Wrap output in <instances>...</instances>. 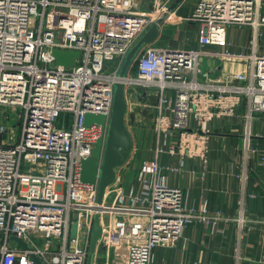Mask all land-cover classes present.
I'll return each instance as SVG.
<instances>
[{"label":"built area","instance_id":"2783aa9c","mask_svg":"<svg viewBox=\"0 0 264 264\" xmlns=\"http://www.w3.org/2000/svg\"><path fill=\"white\" fill-rule=\"evenodd\" d=\"M172 1L154 0L141 11L137 0H0V264H37L31 253L44 264H85L95 213L101 226L95 256L102 248L119 260L121 250L120 264H151L154 247L175 244L192 221L215 227L230 219L220 210L186 207L156 160L140 163L139 193L111 183L97 202L98 178L80 179L82 161L105 138L119 80L127 111L139 121L141 111L153 110L152 129L158 136L175 134L168 150L180 157H205L208 124L233 114L244 99L248 148L250 121L264 116V55L230 50L226 28H264V0H195L180 18L198 25L197 41L215 46L212 55L247 60L246 71L209 77L199 66L202 50L152 42L120 78L127 51L158 18L164 16L160 28L175 16L176 9L168 10ZM55 49L78 54L64 65ZM6 108L20 109L10 140L2 138L9 130ZM86 112L103 114L104 124L86 125ZM243 201L233 218L238 228L245 222ZM12 235L29 249L13 244Z\"/></svg>","mask_w":264,"mask_h":264},{"label":"crops","instance_id":"0c3cea01","mask_svg":"<svg viewBox=\"0 0 264 264\" xmlns=\"http://www.w3.org/2000/svg\"><path fill=\"white\" fill-rule=\"evenodd\" d=\"M137 1L141 11L150 10L154 4V0ZM194 2H181L175 16L159 28L154 44L202 50L199 66L209 77L246 71L247 60L214 56L210 52L215 46L198 43V25L180 19L191 13ZM226 38L232 51L264 55V28L253 30L249 26L230 25L226 28ZM152 112L144 109L137 121L126 111L125 124L131 134L132 150L128 159L115 169L113 185L122 186L125 192L133 188V192L139 193L140 163L156 160L159 175L168 185L181 189L186 207L220 210L230 219L219 220L215 227L199 221L188 223L175 244L154 247L151 264H260L264 254V116L252 117L247 149L243 145L244 99L234 106L233 114L213 118L208 124L206 156L201 158L180 157L170 152L169 146L175 144L176 135L158 136L152 129ZM241 197L245 222L238 228L233 218ZM101 249L96 253L94 264H120L124 259L121 250L116 253L121 255L117 260L114 250L105 254L100 253Z\"/></svg>","mask_w":264,"mask_h":264},{"label":"water","instance_id":"95a60500","mask_svg":"<svg viewBox=\"0 0 264 264\" xmlns=\"http://www.w3.org/2000/svg\"><path fill=\"white\" fill-rule=\"evenodd\" d=\"M183 0H173L168 10H174L181 4ZM163 17L158 18L148 30L135 42V44L125 54L121 66L118 70L120 78H124L127 70L134 60L138 50L145 44L154 42L159 35V25L162 23ZM53 54L58 63L71 65L73 58L77 56L75 51L53 50ZM127 111V103L125 99L124 82L117 81L113 88V100L111 113L107 124L105 138L99 137L95 142L92 153L81 163L80 179L85 183H94L98 178L97 202H101L105 188L115 181V169L122 165L130 156L132 150V138L129 129L125 124V114ZM85 124L92 122L104 124L103 114H93L86 112L84 115ZM76 216V214H74ZM71 236L75 235L76 222L71 223ZM1 236V234H0ZM101 236L100 216L95 213L93 216L89 245L85 264H93L97 241ZM10 239L16 242L25 250L29 249L28 244L16 236ZM31 258L37 264H44L43 261L34 253Z\"/></svg>","mask_w":264,"mask_h":264},{"label":"rangeland","instance_id":"374dc122","mask_svg":"<svg viewBox=\"0 0 264 264\" xmlns=\"http://www.w3.org/2000/svg\"><path fill=\"white\" fill-rule=\"evenodd\" d=\"M5 112H6V115H8L10 118V121H8V126H9V130L7 132H4L3 135H2V138H5L6 140H10L11 139V136H10V128L11 126L15 123V122H18L20 121V117H18V115H20V109H11V108H6L5 109ZM57 125L58 126H61L62 125V122L60 120H58L57 122ZM120 168V167H119ZM119 170H123V167L120 168ZM123 173V172H122ZM113 195L111 194L109 197H108V202L112 199ZM35 242H37V244H41L42 241L41 240H37L35 239ZM13 244H15L14 241H12ZM103 253H105V251L103 250L102 251Z\"/></svg>","mask_w":264,"mask_h":264},{"label":"bare ground","instance_id":"6f19581e","mask_svg":"<svg viewBox=\"0 0 264 264\" xmlns=\"http://www.w3.org/2000/svg\"><path fill=\"white\" fill-rule=\"evenodd\" d=\"M103 251V249L100 250V253Z\"/></svg>","mask_w":264,"mask_h":264}]
</instances>
